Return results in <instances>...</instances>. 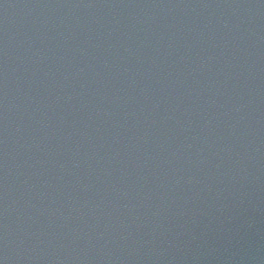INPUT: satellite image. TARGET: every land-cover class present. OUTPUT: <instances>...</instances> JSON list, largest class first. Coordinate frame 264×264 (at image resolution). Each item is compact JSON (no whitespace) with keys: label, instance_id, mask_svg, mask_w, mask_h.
<instances>
[{"label":"water","instance_id":"1","mask_svg":"<svg viewBox=\"0 0 264 264\" xmlns=\"http://www.w3.org/2000/svg\"><path fill=\"white\" fill-rule=\"evenodd\" d=\"M0 264H264V0H0Z\"/></svg>","mask_w":264,"mask_h":264}]
</instances>
